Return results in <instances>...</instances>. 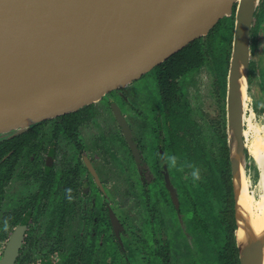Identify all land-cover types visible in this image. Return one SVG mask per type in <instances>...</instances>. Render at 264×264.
<instances>
[{
  "label": "flooded vegetation",
  "instance_id": "flooded-vegetation-1",
  "mask_svg": "<svg viewBox=\"0 0 264 264\" xmlns=\"http://www.w3.org/2000/svg\"><path fill=\"white\" fill-rule=\"evenodd\" d=\"M255 11L253 47L264 19L260 4ZM197 45L200 63L195 67L159 77L153 67L138 78L148 76L155 82L153 102L148 100L151 90L146 93L149 86L141 88L144 100L141 107L135 106L138 130L129 119V97L117 89L80 108L73 119H47L13 143H3L11 138L0 140V261L13 240L18 249L12 264H207L191 253L193 230L200 228L189 225L194 195L186 194L190 187L182 182L193 169L192 137L201 125L193 115L188 84L209 59H216L222 67L225 103L230 58L227 65L225 51L216 57V48H210L207 39ZM252 70L250 61L248 84ZM114 106L131 132L137 160L115 119ZM222 135L219 157L207 158L206 171L212 163L217 171L223 167L226 120ZM115 164L125 185L117 194ZM214 169H209V176H217ZM190 185L195 190L200 184ZM112 196L136 197L128 200H134L138 211L129 208V201L115 204ZM201 229L210 247L209 227ZM211 260L215 264L217 259Z\"/></svg>",
  "mask_w": 264,
  "mask_h": 264
},
{
  "label": "water",
  "instance_id": "water-1",
  "mask_svg": "<svg viewBox=\"0 0 264 264\" xmlns=\"http://www.w3.org/2000/svg\"><path fill=\"white\" fill-rule=\"evenodd\" d=\"M258 3L239 24V0H0V140L126 87L193 40L205 38L232 13L227 79L235 75L236 58L245 52L247 80L250 28ZM232 83L233 78L227 83L226 125L237 227L238 162L231 153L228 128L235 105ZM113 109L137 160L131 132L120 110ZM242 123L236 121L234 131L246 175ZM17 245L9 243L0 264H12ZM239 261L261 264V249L245 258L239 253Z\"/></svg>",
  "mask_w": 264,
  "mask_h": 264
},
{
  "label": "rangeland",
  "instance_id": "rangeland-1",
  "mask_svg": "<svg viewBox=\"0 0 264 264\" xmlns=\"http://www.w3.org/2000/svg\"><path fill=\"white\" fill-rule=\"evenodd\" d=\"M263 1V3H262ZM260 4V15L264 18V0H259L258 6ZM262 4V5H261ZM226 47L223 50H216V57L220 56L221 53H224ZM249 62L251 61V67L253 68L251 74V83L247 84V106L245 109L244 121L242 123V132H246L242 134L243 146L249 151L250 143H252L253 137L255 134H258L259 138L264 140V19L262 24L259 27L258 34L256 36V44L253 47V38L250 40L249 44ZM219 75V77L217 76ZM145 76L141 79L136 80L132 85H127V87L119 88L121 92H125L129 97V119L132 122L135 130H138V112L136 111V107L138 104L141 107V100H144V94L141 88H144V84L146 83L149 87L146 89V93H150L151 95L148 98L150 102H153V88L155 82L153 78H147ZM191 82L188 84L189 94L191 96V103L195 108V112L193 113L194 117L199 120L201 125L198 126V131L196 132V127L193 130L196 133H193V150L191 153L194 154V166L193 169L190 170L189 173H186L182 177V182L187 187L191 188L190 184H200L204 178L210 182L213 186L214 176H209L211 173L209 169L213 168V163L206 171V167L208 164L207 158L209 161H214L215 156L219 157V148L222 143V132L224 130V122L226 120L227 124V88H226V99L224 103V93H223V78H222V67L219 66L216 59H209L206 63V66L203 67L200 72L191 77ZM138 94V97H136ZM149 96V95H147ZM155 96L158 97L157 92H155ZM134 97V98H133ZM143 98V99H142ZM148 102H145L144 105L148 108ZM122 106V104H120ZM136 106V107H135ZM203 114V115H202ZM225 115V116H224ZM252 126V127H251ZM255 130V131H254ZM257 131V132H256ZM95 132V130H94ZM255 133V134H254ZM87 134V132H86ZM140 136L141 132H137V136ZM148 146L149 143H148ZM195 149V150H194ZM101 151V150H100ZM97 154L99 155V149H96ZM207 154V155H206ZM249 154V153H248ZM250 155V154H249ZM130 165H134L133 161L129 160ZM246 175L244 172V177L247 184V189L250 194L255 198L262 192V187L259 184V168L256 162L253 160L250 155V160L246 161ZM117 165L113 167L115 170L114 174V192L115 194L120 193L122 187L125 188V185H122L121 176L118 175ZM206 171V173H205ZM212 177V179H211ZM136 178V177H135ZM130 184L132 182V176L129 178ZM212 180V182H211ZM201 185V184H200ZM219 188H215V195L219 194ZM114 203L120 204L128 203V198L131 200L132 196H112ZM133 197L132 199H135ZM129 206L130 209L135 210L136 212L139 209V206L133 205L131 202ZM138 204V203H137ZM213 204L218 206L217 196L213 198ZM186 207V206H185ZM187 210V208H184ZM199 211H205L204 208L199 209ZM216 215L220 214L216 208L213 209ZM185 219L188 221V214L185 213ZM212 214L210 213L211 217ZM191 219H189V225L193 226L191 223ZM210 234L215 238L219 239V236H223V230H221L220 225H217L216 221L211 224ZM193 238L195 246L193 245L191 253H193L195 259L203 261L207 264H212L211 257L213 256L210 247H208L207 243H204V238L202 236L201 228L193 230ZM191 233V232H189ZM192 246V245H191Z\"/></svg>",
  "mask_w": 264,
  "mask_h": 264
},
{
  "label": "trees",
  "instance_id": "trees-1",
  "mask_svg": "<svg viewBox=\"0 0 264 264\" xmlns=\"http://www.w3.org/2000/svg\"><path fill=\"white\" fill-rule=\"evenodd\" d=\"M257 15V11L254 12V20ZM233 22L234 16L233 13L225 18L224 20L220 21L209 33L205 38H199L193 40L188 45L183 47L182 49L178 50L166 60L155 66L152 70L154 74L158 77L159 75L163 74H173L174 70L176 69L175 73L179 74L186 69H191L200 63V56L198 55V45L197 42L201 40L207 39L209 41L210 48H216L219 50H223L224 47L226 48V64L228 65V59L230 58L231 53V43H232V31H233ZM255 22V21H254ZM253 24V23H252ZM256 24H253L250 28V36L252 35L253 29L255 28ZM215 39L216 43L213 45L211 44L212 41ZM81 113V109L77 110L76 112H70L61 116L56 117V119L67 117V119H73L74 116H77ZM39 124H35L27 131L14 136L10 140L3 142L4 144L13 143L16 139L26 137L30 134L32 129H36L39 127ZM245 157L246 161L250 160V155L248 154L247 150L245 149ZM222 168L220 171H217V167H213L215 172H217V176L213 179L214 185L211 186L210 182L207 181L206 178L202 180L200 183L203 186V189L199 185L198 188L192 190L191 188L185 189L186 194L194 196H190L192 202L194 204V209L192 210V215L190 219L192 220L191 223L194 226H198L202 228L204 226L211 228V224L216 221L217 225H220L221 230H223V236H219V239H215L211 234L210 231L208 232L210 235V249L212 251L213 256L217 259L214 263L215 264H239L238 260V252L235 245V238H234V230H235V218H234V198H233V188H232V181H231V169H230V162L228 158V148L225 147V159L221 161ZM247 167V165H246ZM212 179V177H211ZM212 182V180H211ZM183 184L179 181L178 186L182 188ZM219 188V194L213 196V190L215 188ZM217 196L218 206L213 204V198ZM204 208L203 212L199 211V209ZM216 208L220 211V214L217 216L213 209ZM210 213L212 214L211 217ZM201 234L203 230L201 229Z\"/></svg>",
  "mask_w": 264,
  "mask_h": 264
},
{
  "label": "bare ground",
  "instance_id": "bare-ground-1",
  "mask_svg": "<svg viewBox=\"0 0 264 264\" xmlns=\"http://www.w3.org/2000/svg\"><path fill=\"white\" fill-rule=\"evenodd\" d=\"M256 2L257 0H239L237 9L239 24L243 22L244 15H249ZM246 57L247 54L244 52V54L236 58V73L232 77L228 76L227 80V83L230 84V79L233 78L232 86L235 89V95L232 97V100L235 102L233 106V119L229 120L228 123L231 137V153L238 162V171L234 179L236 190L235 214L237 222L235 240L242 258L247 257L248 252L252 250L261 249V264H264V140L259 138L258 134L254 133L255 135L248 149L260 171L259 184L262 187V192L258 198H255L247 189L244 177L243 154L234 131V123L237 121L241 124L244 121V117L246 118L244 116L247 106ZM242 58H244L243 63L241 62ZM245 133L244 131L243 134Z\"/></svg>",
  "mask_w": 264,
  "mask_h": 264
}]
</instances>
